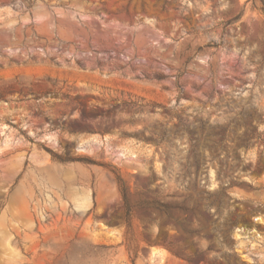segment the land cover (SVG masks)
<instances>
[{
    "label": "rangeland",
    "instance_id": "1",
    "mask_svg": "<svg viewBox=\"0 0 264 264\" xmlns=\"http://www.w3.org/2000/svg\"><path fill=\"white\" fill-rule=\"evenodd\" d=\"M262 2L0 0V264H264Z\"/></svg>",
    "mask_w": 264,
    "mask_h": 264
},
{
    "label": "trees",
    "instance_id": "2",
    "mask_svg": "<svg viewBox=\"0 0 264 264\" xmlns=\"http://www.w3.org/2000/svg\"><path fill=\"white\" fill-rule=\"evenodd\" d=\"M263 12H264V0H263ZM122 184V183H121ZM122 192V198H123V200H124V202H125V204H127V198H126V192H125V188H124V185L122 184V190H121ZM127 206V205H126ZM166 208H167V206H166ZM127 209V213L129 214V209H128V207L126 208Z\"/></svg>",
    "mask_w": 264,
    "mask_h": 264
}]
</instances>
